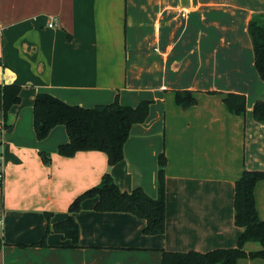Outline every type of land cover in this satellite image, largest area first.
<instances>
[{
	"label": "crops",
	"instance_id": "0c3cea01",
	"mask_svg": "<svg viewBox=\"0 0 264 264\" xmlns=\"http://www.w3.org/2000/svg\"><path fill=\"white\" fill-rule=\"evenodd\" d=\"M258 13L264 0H0V86H20L7 125L0 108V264H159L163 250L234 246L242 230L233 222L234 182L244 169L264 170V122L252 116L264 81L247 31ZM177 89L193 91L196 103L181 108ZM38 92L88 107L115 96L125 105L151 103L131 126L122 159L109 165L99 150L60 155L63 125L36 138ZM225 92L246 96L243 115L226 110ZM160 152L162 234L142 233L144 219L130 212L97 211L87 197L72 214L76 243L49 232L46 245L31 244L106 171L121 190L141 186L155 197ZM254 199L264 219V179Z\"/></svg>",
	"mask_w": 264,
	"mask_h": 264
},
{
	"label": "trees",
	"instance_id": "16d2710c",
	"mask_svg": "<svg viewBox=\"0 0 264 264\" xmlns=\"http://www.w3.org/2000/svg\"><path fill=\"white\" fill-rule=\"evenodd\" d=\"M250 36L254 67L264 81V14H254L247 24ZM20 86L6 83L0 86V108L2 118L8 124L10 107L20 101ZM176 103L183 109L196 103L193 91L177 89L174 91ZM223 103L230 113L243 115L246 111V96L238 92H225ZM151 100L142 99L136 105L121 104L115 96L111 102L93 106L70 104L47 92H38L33 99V129L37 139L45 138L56 125H63L68 140L57 145V152L71 156L77 151L99 150L107 156V163L113 165L123 157V146L133 124L146 119ZM252 116L264 122V99H257L252 106ZM47 162L48 155L40 152ZM163 152L157 156L156 196L152 197L141 186L131 190H121L110 173H103L100 182L78 194L68 206L70 214L58 221L47 224L43 235L32 242L35 246L46 245L49 232L60 233L76 243L78 225L73 213L80 207L82 199L95 198L93 208L97 211L130 212L144 219V234L164 232V165ZM264 179V170L244 169L235 180L233 187V222L242 228L232 247H218L207 251L163 250L159 264H236L238 258H264V219H260L254 199V186ZM247 242H257L256 250H246Z\"/></svg>",
	"mask_w": 264,
	"mask_h": 264
},
{
	"label": "built area",
	"instance_id": "2783aa9c",
	"mask_svg": "<svg viewBox=\"0 0 264 264\" xmlns=\"http://www.w3.org/2000/svg\"><path fill=\"white\" fill-rule=\"evenodd\" d=\"M54 20H55V18H50V19H48V21H47V26H49V27H52V26H54ZM0 159H1V157H0ZM2 177V175H1V171H0V178ZM1 223H2V219H1V217H0V226H1Z\"/></svg>",
	"mask_w": 264,
	"mask_h": 264
}]
</instances>
